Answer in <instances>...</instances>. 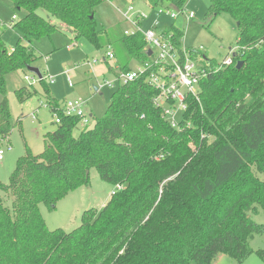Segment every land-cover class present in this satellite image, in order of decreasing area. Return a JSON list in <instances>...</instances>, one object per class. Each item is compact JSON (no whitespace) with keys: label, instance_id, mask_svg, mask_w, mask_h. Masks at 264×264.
I'll return each mask as SVG.
<instances>
[{"label":"trees","instance_id":"obj_1","mask_svg":"<svg viewBox=\"0 0 264 264\" xmlns=\"http://www.w3.org/2000/svg\"><path fill=\"white\" fill-rule=\"evenodd\" d=\"M12 1L26 13L12 25L20 33L13 48L0 36V136L12 130L6 77L36 64L33 42L57 30L54 20L97 49L119 43L127 54L117 63L121 70L146 58L142 34L123 31L113 38L98 27L103 0ZM140 1L153 9L184 10L186 3ZM222 13L238 23L244 64L201 80L200 101L190 100L187 115L193 125L183 130L163 119L152 101L156 89L142 77L119 86L94 127L75 136L80 117L62 112L41 70L46 105L61 122L45 134L42 152L27 147L9 184L0 182V264H212L219 254L242 264L254 252L252 239L264 233V224L252 218L264 211V0H210L208 17ZM167 30L180 44L184 32L173 25ZM38 93L33 84L16 90L20 102ZM92 167L104 181L124 187L101 209H86L78 229H49L40 204L55 207L87 185ZM1 192L13 195L12 206Z\"/></svg>","mask_w":264,"mask_h":264},{"label":"rangeland","instance_id":"obj_2","mask_svg":"<svg viewBox=\"0 0 264 264\" xmlns=\"http://www.w3.org/2000/svg\"><path fill=\"white\" fill-rule=\"evenodd\" d=\"M135 10L148 13L150 8L140 0H103L96 8L95 17L98 27L107 30L113 38L122 34L129 26L123 20L122 11H127L129 5ZM210 0H186L185 10L193 12L195 17L187 22L183 14L176 18H160L162 23L173 25L184 32L183 42L189 49H198L208 58L222 62L230 54L231 49L237 47V23L233 18L222 13L215 18L208 17L207 12ZM25 10H17L12 0H0V36L8 49L15 46L20 39V33L13 28V24L25 15ZM38 13L44 18L47 13L39 9ZM17 18L14 19L13 16ZM154 13L152 18H154ZM57 25L50 37L45 36L35 40L33 45L40 55L36 66L40 67L46 75V83L50 92L62 103L64 100L82 98L87 100L84 107L88 123L81 122L75 127L74 135L78 136L84 129L94 127L96 119L101 118L112 98L113 92L118 88L109 87L104 84L105 80H114L115 77L103 64L95 66L94 70L86 64L87 60L101 56L109 47L106 45L101 49L95 48L88 39H76L72 30L58 20ZM151 20H146L144 29L150 27ZM117 51V62L127 58V54L118 44L110 45ZM198 59L199 54H198ZM134 59L130 67L134 66ZM114 67V62L109 63ZM32 76L29 70H18L9 73L6 77L7 96L10 101L12 113V130L9 137L0 136V149L5 151L3 160L0 162V182L8 185L19 157L26 153L27 147L34 154L44 149V137L47 132L57 128L55 118L50 108L46 106L44 90L38 80L35 86L40 93L20 102L16 90L22 86L31 85L25 79V75ZM53 76L52 82L48 77ZM68 75L72 78V84L68 82ZM102 87L100 88V85ZM95 86L98 89H95ZM2 96L0 95V100ZM92 111V115H91ZM212 142V138H208ZM193 149L196 146L190 141ZM261 178L264 175L259 174ZM114 186L104 181L95 167L90 169L89 183L79 186L64 197L58 199L55 207L46 203L40 204V210L49 229L61 228L67 232L78 229L82 223V214L86 209L95 207L101 209L111 197ZM5 204L12 206L13 195L1 192ZM256 223L264 224V211L252 215ZM254 252L242 264H264V233L257 234L251 241ZM261 250L262 253H258ZM212 264H237L235 259L227 254H219Z\"/></svg>","mask_w":264,"mask_h":264},{"label":"built area","instance_id":"obj_3","mask_svg":"<svg viewBox=\"0 0 264 264\" xmlns=\"http://www.w3.org/2000/svg\"><path fill=\"white\" fill-rule=\"evenodd\" d=\"M141 2H144L150 8L148 13L135 10V7L131 4L127 11H122V17L129 24L124 29L125 35L130 36L136 33L143 35L146 42L143 49V53L146 55L145 60L142 62L134 60V66L129 70H121L117 64L115 51L109 45L101 56L88 59L86 64L92 70H94L96 65L103 64L109 71L107 64L114 62L113 65L117 70L114 75L115 79L105 80L104 82L109 87H115L116 84L119 87L138 78H145L156 89L152 101L154 106L160 110L163 119L178 130L189 128L193 125L191 119L187 118L190 100L200 101L201 80L208 74L222 70L227 66H236L237 62L242 60L243 55L238 52L239 46L237 45L236 48L231 49L230 54L222 62L212 64L209 60L210 58L200 52V48H187L183 38L180 39L181 43L179 44L172 31L162 30L161 28L162 21L160 18L174 19L179 14H183L186 21L189 22L195 17L193 12L166 6L153 9L147 1ZM153 13L155 15L154 18H152ZM13 18L16 19L17 17L14 16ZM146 20H151L148 29L143 28ZM150 51L151 53L149 54ZM198 54L200 59L197 58ZM32 74V76L26 74L25 79L30 81V84H35L39 78L36 74ZM48 78L52 82L55 80L51 75ZM68 82L73 85L70 75H68ZM101 87L102 84L100 85ZM87 102V100L82 98L68 99L61 103L60 109L67 116L80 117V122L85 125L89 121L84 111ZM53 115L55 121L60 123L61 118L58 112H54ZM203 137H205L204 134ZM4 153L5 151L0 149V162L3 160ZM123 187V184L115 185L111 195Z\"/></svg>","mask_w":264,"mask_h":264},{"label":"water","instance_id":"obj_4","mask_svg":"<svg viewBox=\"0 0 264 264\" xmlns=\"http://www.w3.org/2000/svg\"><path fill=\"white\" fill-rule=\"evenodd\" d=\"M238 25V23H237ZM151 53V51L149 52V54ZM244 64V61L243 60H239L237 62V65H236V68H240L242 65ZM27 70H29L30 72L36 74L39 78V80L43 79V73L41 71V68L36 66V65H30L27 67ZM95 89H98L97 86H95Z\"/></svg>","mask_w":264,"mask_h":264},{"label":"crops","instance_id":"obj_5","mask_svg":"<svg viewBox=\"0 0 264 264\" xmlns=\"http://www.w3.org/2000/svg\"><path fill=\"white\" fill-rule=\"evenodd\" d=\"M146 6H147V5H146ZM147 7H148V6H147ZM148 8H149V7H148ZM14 16H15V15H14ZM14 16H13V17H14ZM169 27H170V26H169L168 24H165L164 22L162 23V27H161L162 30H163V29H168ZM133 64H134V62H133ZM131 67H132V66H131ZM55 97H56V96H55ZM64 101H65V100H64ZM62 103H63V102H62ZM91 114H92V111H91ZM104 205H105V204H104Z\"/></svg>","mask_w":264,"mask_h":264}]
</instances>
